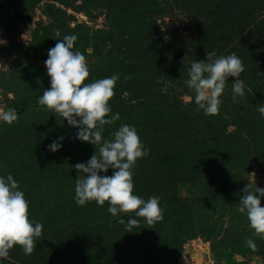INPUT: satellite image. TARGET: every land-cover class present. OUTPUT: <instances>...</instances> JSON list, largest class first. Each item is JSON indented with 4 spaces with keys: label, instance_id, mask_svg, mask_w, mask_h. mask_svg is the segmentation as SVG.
<instances>
[{
    "label": "rangeland",
    "instance_id": "1",
    "mask_svg": "<svg viewBox=\"0 0 264 264\" xmlns=\"http://www.w3.org/2000/svg\"><path fill=\"white\" fill-rule=\"evenodd\" d=\"M67 34L77 36L74 50L85 56L89 68L87 79L118 74L111 99L118 100L119 91L125 89L120 97L133 102L131 99L137 94L126 86L132 88L131 81L139 76L145 80L144 87L138 88L147 98L145 105H157L155 110L160 111L161 119L157 121L148 114L144 120L140 119L144 114L141 110H137L141 115L136 114L132 122L127 123L119 116L112 125L105 126L102 139H111L110 133L121 123L134 125L141 142L156 156L170 153L191 163L190 159L198 158V153L194 151L189 158L186 147L180 149L181 143L190 144L195 136L208 138L207 120L218 123V127L228 122L226 129L231 132L237 124L243 125L246 118L260 117L257 106L264 103V0H0V112L14 108L18 115L12 124L0 120V176L11 173L23 188L24 179L38 173L45 179L53 171L58 176L57 186H53L51 177L46 178L48 200L53 204L58 195L73 203L70 197L74 196L77 170L72 166L86 162L95 149L98 154L99 147L76 139L77 129L58 114L53 124L48 119V125L63 126L61 130L51 129L46 122L43 125L47 129L37 132L29 129L37 114L48 112L51 116L50 109L37 103L43 89L50 86L44 61L47 50ZM210 51H215L217 57L235 53L240 58L244 73L238 78L242 80L245 95L233 101L232 82L237 78L228 77L218 113L201 114L206 117L200 118L195 111L202 110L196 108L194 93L184 82L188 79L190 62L206 60V52ZM106 66H113L112 73L103 72ZM30 104L34 105L31 110H19ZM109 105L115 112L114 106ZM188 116L197 120L192 126L188 124L193 130L185 131L188 129L185 120L171 130L172 125L178 126ZM184 133L188 134L186 140ZM59 136L64 137L63 146L56 152L48 150L46 146ZM246 140L243 150L253 142L248 137ZM23 143L28 145L24 147ZM209 143L208 150H212L211 139ZM194 145L191 143L189 147L193 149ZM225 151L220 146L217 154L225 155ZM209 156L193 164L194 169L185 162L174 178L161 174L155 161L137 159L132 169L134 194L139 193L144 199L156 197L163 208L164 219L157 223L166 227L156 243L162 239L164 242L158 244L157 251L155 246V259H159L155 264L170 261L160 253L170 245L171 228L165 222L174 220V209L183 215L188 232L184 234L179 256L171 264H264V239L253 234L246 215L236 210L246 184L264 188V147L247 150L245 157L241 156V160L239 157L235 164L233 161L224 164L218 160L221 156ZM31 157L35 158L29 161ZM49 157L55 160L49 165L52 169L45 162ZM112 171L108 169L105 175L110 176ZM236 181L242 183V188L232 186L226 194L227 183L233 185ZM210 188L219 189L223 197L208 203L205 196ZM238 188L241 195L233 199L232 194ZM260 203L264 206V197ZM118 215H124L125 222L129 218L124 213ZM71 219L72 222L65 220L70 228L87 227L86 221H78L81 226H75L73 213ZM115 219H110V226L121 225ZM246 239L254 241L255 251L247 247ZM54 243L53 240L51 244ZM82 245L74 238V249L78 251L82 247L87 257H91L88 252L96 253L94 243L88 249Z\"/></svg>",
    "mask_w": 264,
    "mask_h": 264
},
{
    "label": "clouds",
    "instance_id": "2",
    "mask_svg": "<svg viewBox=\"0 0 264 264\" xmlns=\"http://www.w3.org/2000/svg\"><path fill=\"white\" fill-rule=\"evenodd\" d=\"M76 40L75 34L64 35L47 50L44 64L50 86L37 97L39 105L46 106L77 129L76 139L99 146L98 154L95 149L86 162L72 166L77 170L73 199L78 206L92 201L103 206L107 202V212L116 217L117 223L126 226V232H132L140 223L134 217H142L145 224L154 225L164 219L158 198L143 199L133 192L132 169L138 158L148 156L149 149L141 142L135 126L126 123L110 133L111 139H102L105 126L119 119V113L112 112L109 105L118 74L87 79L89 68L85 56L74 50ZM242 72L244 66L235 53L217 57L215 51H210L206 52V60L190 62L184 83L194 93L196 108L204 115H215L228 77L237 78L232 82L233 101L237 96L244 97V86L238 78ZM257 111L264 119V103L257 106ZM17 119L14 108L0 112V120L7 124ZM63 139L59 136L46 147L56 152L63 146ZM108 169L113 170L110 176L105 175ZM242 191L236 210L246 215L253 234L264 239V206L260 203L264 188L246 184ZM28 208V201L12 174L0 176V258H6L14 245L20 246L25 255L31 254L34 241L41 237L43 225L29 219ZM120 213L129 217L126 222ZM245 243L256 250L253 240L246 239Z\"/></svg>",
    "mask_w": 264,
    "mask_h": 264
},
{
    "label": "trees",
    "instance_id": "3",
    "mask_svg": "<svg viewBox=\"0 0 264 264\" xmlns=\"http://www.w3.org/2000/svg\"><path fill=\"white\" fill-rule=\"evenodd\" d=\"M112 67L113 66H106L103 72L105 74L112 73ZM142 81L144 82L145 80L140 79L139 76H136V78L131 81V83L134 84L133 87L130 88L129 86H126L127 90H129L131 93L135 92L137 94V97L131 99L133 102H127L120 97L121 94H123V90L125 89H121L119 91L120 93L118 94V100L110 99L109 101V103L114 106V111L119 113V116L123 117L127 123L129 120L131 122L134 121L136 119V114L138 116L141 115V113H139L137 110L144 111V114L140 119L143 118L144 120L145 114H148V117H150L153 121L161 119L160 111L155 110L157 105H145L147 98L143 97L141 90H138L139 87H144ZM161 95L165 96L163 93H161ZM157 101L158 103H156L160 104V100L157 99ZM151 103H153V100ZM33 107L34 105L30 104L26 107H20L19 110L25 112L31 110ZM195 113H198L201 116L200 118L206 117L201 115L203 114L202 112L195 111ZM50 115L51 116H49L48 112L37 114V116H35L36 120L31 123L29 129H31L33 132H37L42 128L47 129L49 126L55 131L61 130L63 126L58 127L55 124L53 126L50 124L48 125V119H51V124H53L55 121V114L51 111ZM187 118L189 119L182 118L180 123H178V126L177 124L172 125L171 130L180 127L184 120L187 121L184 125L186 128H188L185 129V131L193 130L189 125L192 126L197 122V120L194 116L192 119H190L189 116ZM44 122H46L45 124L48 126H44ZM261 122V117H259L258 120L246 118L243 125L237 124V128L230 132L226 129L229 125L228 122L227 124L221 125L222 127H218V123L207 120L206 125H208L207 129L209 132L208 138L195 136L191 142L192 145L195 143L193 149L189 147L191 143H188V145L184 142L181 143L182 146L180 145V149H182V151L184 150V147H186L185 149L188 155H190L189 158L193 157L194 151L198 153L199 157L196 159H190L191 163L189 160H185L183 156L179 158L178 156H173V154L170 153L166 154L165 156H156L153 151H149L148 156L143 157V159L149 158L150 160H148V163L155 161V164L159 166L157 170H159L161 174L170 175L169 178H174L177 174H179V172L182 171L185 162L187 164L189 163L190 167L194 169L193 164L201 163L203 157L210 158L209 154H211V157L221 156L217 154L220 146H223L226 151L225 155L223 154L221 157H218V160L224 161V164L231 161H233L232 164H235L239 157L240 160L242 159L241 156L245 157L247 150H257L261 147H264V125L261 126ZM242 127H246V129L241 131ZM64 129H66L65 126ZM187 135L188 134L184 133V140L187 139ZM245 136L249 138L250 142H253L251 143V147H246L245 150H243L242 147L246 145L245 143H248ZM209 139L212 140V150H208V148L211 146ZM37 143L39 145L38 141ZM23 144L24 147L28 145L27 143ZM226 155L228 157H226ZM34 158L35 157H31L29 161L33 160ZM143 159L141 158V161ZM45 160L48 168L49 165L53 164V162L55 163L54 157L45 158ZM49 169L52 168L50 167ZM50 174L51 176H49ZM50 174L47 177H51V179L54 180L53 186H57L56 179L58 176L54 175L53 171ZM43 176L44 175L41 173H38L37 175L31 176L29 180L24 179V181L21 182V186L23 188L19 187V189L23 191L24 196L29 204V219L38 221L43 225L41 237L36 238V243L34 241V249L31 254L25 255L20 246L14 245L9 250V254L6 258H0V264H155L159 260L155 259V256L157 255L155 252V246L157 251L158 244L160 242H164V239H162L160 242L156 243V240L159 241V237L162 235V231L166 227L164 224L163 226H160L159 223L147 225L143 222L142 217H134L139 220L140 223L132 228V232H126L128 229L124 224H121L117 227L110 226L112 224L110 219H112L113 216L106 210L108 207L107 202H105L103 206H98L95 201L86 203L84 206H78L73 199L74 196L70 197V201H73V203H70L66 201L64 196L58 195L56 199H54L53 204L48 200L49 194H47V191L49 189L46 187V185H48L49 181L46 180L47 177L44 179ZM235 183L236 184L233 185H231L230 182L227 183L228 186L224 192L227 194L229 188L232 186L235 187L238 185V187L242 188V183L237 181ZM241 188L236 189L235 193L232 194L233 199H237V197L241 195ZM144 191L147 192L145 189ZM137 194L139 193H136V195ZM220 194L221 193L219 189H215V191H213V189L210 188L208 191H206L205 199L207 198L208 203H211L213 200L223 197V195ZM71 211L73 213V217H75L76 223H74V225L81 226L78 221H86V228L79 229L75 227L74 229L72 227L70 228V225L66 224L67 221L65 220H67V218L72 222V213H70ZM174 215L177 217L174 216V220L172 222H165L169 224L171 228L169 230L170 236H168L170 238V245H166L168 250L164 252L166 249L164 248L160 253V255L163 254L170 260L166 264H171V260L177 259L176 257H178L180 254V249L182 246L181 242L184 239V234L186 231L188 232V226L186 225L185 221H183L184 217L181 212L177 209H174ZM190 222L193 223V219L190 220ZM179 225H182V227H178ZM160 231L161 233L159 234ZM74 238L78 240V243L82 242V246H85L86 249H88L89 246L94 243V249L96 250V253L92 255V253L88 252V254H90L88 256L94 257L92 261L91 257H87V253L85 254V252H83L82 247L78 251L74 249ZM53 240L55 242L54 245L51 244ZM89 242L91 243L88 244ZM131 248H133V250H131ZM104 253H106V255H104Z\"/></svg>",
    "mask_w": 264,
    "mask_h": 264
}]
</instances>
